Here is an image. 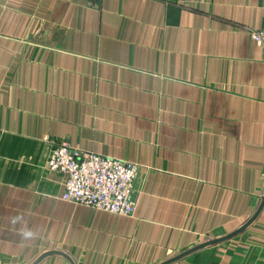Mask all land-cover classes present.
<instances>
[{"label":"crops","instance_id":"obj_1","mask_svg":"<svg viewBox=\"0 0 264 264\" xmlns=\"http://www.w3.org/2000/svg\"><path fill=\"white\" fill-rule=\"evenodd\" d=\"M263 26L264 0H0V264H264ZM64 140L140 165L134 215L62 198Z\"/></svg>","mask_w":264,"mask_h":264},{"label":"built area","instance_id":"obj_2","mask_svg":"<svg viewBox=\"0 0 264 264\" xmlns=\"http://www.w3.org/2000/svg\"><path fill=\"white\" fill-rule=\"evenodd\" d=\"M252 38L264 44V26L252 31ZM47 167L67 176L62 198L118 215H134L138 163L83 150L62 141L56 146Z\"/></svg>","mask_w":264,"mask_h":264},{"label":"water","instance_id":"obj_3","mask_svg":"<svg viewBox=\"0 0 264 264\" xmlns=\"http://www.w3.org/2000/svg\"><path fill=\"white\" fill-rule=\"evenodd\" d=\"M236 234H237V232H236V233H233L232 235H229V237H233V236H235ZM217 241H219V239L214 240V241H211L210 243H207V244H211V243H214V242H217ZM207 244H206V245H207ZM202 246H203V245H202ZM197 248H199V247H197ZM197 248H195V249H197ZM195 249H192L191 251H188V252H186V253L180 254V255H178L177 257H175V258H173V259H169L168 261H165V262L162 263V264H170V263H172V262H175V261L179 260L181 257H184L185 255H187L188 253L192 252V251L195 250Z\"/></svg>","mask_w":264,"mask_h":264},{"label":"clouds","instance_id":"obj_4","mask_svg":"<svg viewBox=\"0 0 264 264\" xmlns=\"http://www.w3.org/2000/svg\"><path fill=\"white\" fill-rule=\"evenodd\" d=\"M32 235H33V233H32V231H30V230H28V231H23V232H22V236H23L25 239L30 238Z\"/></svg>","mask_w":264,"mask_h":264},{"label":"rangeland","instance_id":"obj_5","mask_svg":"<svg viewBox=\"0 0 264 264\" xmlns=\"http://www.w3.org/2000/svg\"><path fill=\"white\" fill-rule=\"evenodd\" d=\"M55 148V147H54ZM53 151V150H52ZM52 153V152H51ZM51 153H50V155H51ZM50 155H49V157H50ZM49 157H48V159H49ZM115 158H117V157H115ZM48 159H47V161H48ZM118 159H121V158H118ZM124 160H126V159H124ZM47 161H46V167H47ZM128 161H130V160H128ZM48 168V167H47ZM49 170H52V169H50V168H48ZM54 171H57V170H54ZM63 173V172H62ZM65 174V173H64ZM135 191V190H134ZM104 211V210H103Z\"/></svg>","mask_w":264,"mask_h":264}]
</instances>
